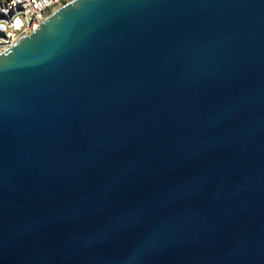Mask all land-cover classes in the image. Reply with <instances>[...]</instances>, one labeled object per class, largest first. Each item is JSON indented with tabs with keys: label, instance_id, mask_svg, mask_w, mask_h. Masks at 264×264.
Here are the masks:
<instances>
[{
	"label": "water",
	"instance_id": "95a60500",
	"mask_svg": "<svg viewBox=\"0 0 264 264\" xmlns=\"http://www.w3.org/2000/svg\"><path fill=\"white\" fill-rule=\"evenodd\" d=\"M0 264H264V0H75L1 54Z\"/></svg>",
	"mask_w": 264,
	"mask_h": 264
},
{
	"label": "built area",
	"instance_id": "2783aa9c",
	"mask_svg": "<svg viewBox=\"0 0 264 264\" xmlns=\"http://www.w3.org/2000/svg\"><path fill=\"white\" fill-rule=\"evenodd\" d=\"M72 1L75 0H0V55L39 30L45 19Z\"/></svg>",
	"mask_w": 264,
	"mask_h": 264
},
{
	"label": "clouds",
	"instance_id": "9594fccd",
	"mask_svg": "<svg viewBox=\"0 0 264 264\" xmlns=\"http://www.w3.org/2000/svg\"><path fill=\"white\" fill-rule=\"evenodd\" d=\"M19 24H20V21L17 20V21H16V25L19 26ZM0 27H2V26H0Z\"/></svg>",
	"mask_w": 264,
	"mask_h": 264
}]
</instances>
